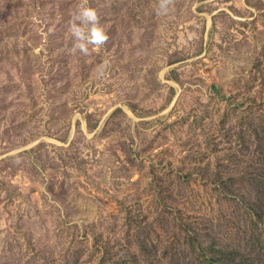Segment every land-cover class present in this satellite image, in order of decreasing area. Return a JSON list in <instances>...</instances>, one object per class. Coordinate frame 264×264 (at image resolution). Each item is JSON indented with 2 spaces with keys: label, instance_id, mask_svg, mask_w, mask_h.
Listing matches in <instances>:
<instances>
[{
  "label": "rangeland",
  "instance_id": "374dc122",
  "mask_svg": "<svg viewBox=\"0 0 264 264\" xmlns=\"http://www.w3.org/2000/svg\"><path fill=\"white\" fill-rule=\"evenodd\" d=\"M81 2L0 0V264H264V0Z\"/></svg>",
  "mask_w": 264,
  "mask_h": 264
},
{
  "label": "clouds",
  "instance_id": "9594fccd",
  "mask_svg": "<svg viewBox=\"0 0 264 264\" xmlns=\"http://www.w3.org/2000/svg\"><path fill=\"white\" fill-rule=\"evenodd\" d=\"M167 12V0H160L157 11ZM68 31L73 37V49L79 50L84 55L90 51H95L100 45L105 44L109 39L108 32L100 22L98 10L88 4V0H82L73 12L72 18L68 24ZM107 65L105 61L100 65L101 72Z\"/></svg>",
  "mask_w": 264,
  "mask_h": 264
}]
</instances>
